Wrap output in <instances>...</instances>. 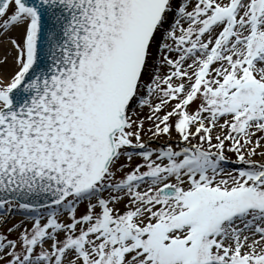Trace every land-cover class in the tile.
<instances>
[{
	"label": "snow or ice",
	"instance_id": "obj_1",
	"mask_svg": "<svg viewBox=\"0 0 264 264\" xmlns=\"http://www.w3.org/2000/svg\"><path fill=\"white\" fill-rule=\"evenodd\" d=\"M0 264H264V0H0Z\"/></svg>",
	"mask_w": 264,
	"mask_h": 264
}]
</instances>
